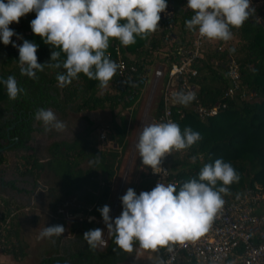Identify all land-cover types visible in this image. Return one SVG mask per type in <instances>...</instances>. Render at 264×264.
Instances as JSON below:
<instances>
[{"label": "trees", "instance_id": "obj_1", "mask_svg": "<svg viewBox=\"0 0 264 264\" xmlns=\"http://www.w3.org/2000/svg\"><path fill=\"white\" fill-rule=\"evenodd\" d=\"M168 4L175 10L176 39L172 45L163 42L166 35L164 29L150 42L148 34L145 38L136 39L135 43L126 46L117 38H110L106 54L114 52V45H119L124 53L136 56L137 60L143 58L144 62L151 64L156 63L155 51L170 48L168 52L171 61H178L175 57L177 50L191 48L196 38L197 31L189 30L184 23L194 13L184 9L185 0H167ZM251 7L254 10L244 24L239 28L231 27L232 37L229 40L205 39L201 57L195 65L198 75L192 79L198 86L199 102L210 106L219 100L229 87L227 66L230 58H234L239 64L242 86L247 95L251 94V98L240 99L238 96L229 101L228 108L219 115L204 121L191 111H187L181 118L176 114L178 107H174V118L181 129L190 126L200 133L201 138L183 149L182 154L171 157L168 161V180L175 179L179 185L185 180L198 178V172L204 163L221 158L229 162L239 175L238 181L226 186L229 192L221 193L225 203L242 195L246 188L255 182L264 187V0H256ZM34 16L35 12H30L22 16L19 23L13 22L9 27L23 38L39 44L38 62L43 63L50 60L53 48L45 44L40 36L33 34L29 21ZM12 40L22 43L15 35ZM221 45L223 49L219 51L218 47ZM229 49L234 51L230 52ZM18 58V48L13 47L11 43L4 45L0 42V77L6 79L8 75H14L18 86L25 90L17 98L10 99L6 86L0 83V167L6 164L9 152L22 154L23 163L16 170L20 182L30 186V189L18 187L16 180L1 179L0 183L15 192L31 194L39 187L43 175L46 172L51 173L60 179V186L48 188L50 212L62 224H66L59 210L67 200H75L77 205L70 211L82 213L84 217L74 220L71 225L75 241L67 253L64 256L50 255L43 264H130L129 258L133 257L135 247L139 246L138 241H134L132 250L128 251L116 244L114 233L111 232L107 246L104 250H99L97 245L90 246L82 234L91 228H101L96 220L88 218L93 216L102 219L98 208L109 204L112 182L120 169V156L125 150L130 133L129 119L125 116L117 117L115 110L129 108L133 102L122 104V97L115 93L117 73L106 84L111 87V92L100 96L96 93L101 87L99 81L90 79L83 73L63 87H60L56 80L57 73L64 71L63 68L45 66L43 71H37L36 78L21 75ZM65 58V54L61 53L59 59ZM110 59L114 60L111 57ZM162 103L163 98L160 96L152 108L153 117H159L161 114ZM42 107L51 108L63 117L69 112H96L109 107L113 115L110 128L108 127L110 130L107 128V140L117 144L121 152L118 149H101L105 145H102L99 133L98 143L97 139L93 138L92 121L88 118V127L83 135L72 140H54L47 146L35 145L33 136L39 130L35 126V112ZM136 114L137 110H134L133 121ZM84 162L88 163L87 168L82 167ZM221 183L217 182L218 185ZM153 185L154 179L142 173L140 189L150 190ZM3 221H6L5 218L1 219V222ZM4 230L6 238L10 228ZM59 245L60 236H56L51 251L57 253ZM167 245L160 246L161 250L164 251Z\"/></svg>", "mask_w": 264, "mask_h": 264}, {"label": "clouds", "instance_id": "obj_2", "mask_svg": "<svg viewBox=\"0 0 264 264\" xmlns=\"http://www.w3.org/2000/svg\"><path fill=\"white\" fill-rule=\"evenodd\" d=\"M251 0H187L193 10L185 20L189 30L198 31L209 40L227 41L232 37L231 27L239 28L249 18L254 8ZM167 7V0H0V42L18 48L21 75L36 78L37 71L45 66L63 68L56 80L60 87L78 79L83 73L105 86L118 69L116 61L106 54L109 39L117 38L122 45L135 43L136 37L155 31L160 13ZM35 12L29 21L34 35L50 45V60L38 62L39 44L23 36L9 25ZM17 36L22 43L12 40ZM230 52L234 49H229ZM64 53L66 58L59 57ZM54 62V63H53ZM10 99L24 93L14 75L0 77ZM175 101L187 105L194 100L191 91L173 93ZM35 118L42 121L45 131L64 129L65 124L51 108H39ZM201 138L190 126L181 129L173 121H159L142 126L136 148L141 162L154 173H161V162L166 154L190 147ZM193 159H195L193 157ZM239 180L234 167L221 158L204 163L198 178H191L179 185L157 182L150 190L137 193L128 187L120 200L122 211L110 215V206L98 208L107 230L114 233V240L121 248L131 251L133 242L145 249H156L170 241L196 240L207 232L214 215L225 203L221 193ZM222 182L217 184V182ZM65 232L62 224L46 225L41 237L59 236ZM100 227L86 230L82 237L92 247L103 243Z\"/></svg>", "mask_w": 264, "mask_h": 264}, {"label": "built area", "instance_id": "obj_3", "mask_svg": "<svg viewBox=\"0 0 264 264\" xmlns=\"http://www.w3.org/2000/svg\"><path fill=\"white\" fill-rule=\"evenodd\" d=\"M256 0H251L254 5ZM184 9L190 13L193 10L187 6L185 0ZM166 35L163 42L172 45L176 39L175 10L171 4L161 12ZM197 31L196 38L191 48H181L176 52L178 61H171L170 48L165 49L166 61L162 64H148L142 59L131 58L124 53L121 46L114 45V52L107 54L114 58L118 64L115 93L122 97L121 102H133L127 109H138L137 135L142 131V126L159 121L173 120L174 107H178L176 114L181 118L187 111H191L204 121L219 115L228 108L229 101L251 98L246 93L240 79L239 64L234 58H230L227 72L229 87L223 96L214 104L207 106L199 102L197 97L198 86L192 81L198 75L195 68L196 61L201 57V48L205 41ZM223 46L218 47L221 51ZM114 56V57H113ZM132 60V62H130ZM148 86V87H147ZM191 91L195 98L187 105L175 101L173 93ZM163 98L162 111L159 117H153L152 108L159 97ZM180 105H183L181 108ZM180 106V107H179ZM99 139L103 145L110 149H121L107 140V132L101 130ZM182 150H173L165 155L161 162V173L150 170V176L154 179V185L159 182H172L177 185L175 179H169L170 171L168 161L172 156L182 154ZM69 219L80 218L81 215L59 210ZM93 218H88L92 220ZM109 230H105L101 248L108 244ZM264 264V187L255 182L247 187L244 193L236 199L223 204L214 215L207 232L196 240L170 241L164 249L162 264Z\"/></svg>", "mask_w": 264, "mask_h": 264}, {"label": "crops", "instance_id": "obj_4", "mask_svg": "<svg viewBox=\"0 0 264 264\" xmlns=\"http://www.w3.org/2000/svg\"><path fill=\"white\" fill-rule=\"evenodd\" d=\"M158 26L159 27L155 31L148 34V42H150L153 38H157L164 30L162 16L160 21H158ZM145 36H143V38H145ZM139 38L141 37H136V39L138 40ZM17 44H20L19 41H17ZM164 54V50L155 51L154 57L157 58L156 63L152 62L151 64L155 66L156 64H162L163 62H165L166 56ZM129 56L134 59L136 58V56L132 54H129ZM107 86L109 85L99 87L96 93L99 95V92L102 89L107 88ZM54 113L56 115H60L56 111H54ZM95 113L96 112H87L86 115H88L92 119L91 115H95ZM35 126L39 129L34 133L33 136L35 145L40 144L41 146H44L43 143L40 142H43L44 140H49L52 137L51 135L53 134L59 135L61 133V131L56 130H50L46 132L42 121H39L37 119L35 122ZM54 140L56 141L58 139L56 138ZM100 146L101 145H99V147ZM1 178L2 180L4 179L3 176H1ZM18 187L20 186L18 185ZM46 187L40 183L37 190L33 192L34 195L27 197L23 196L27 195L26 193L24 194L15 192L14 190H10V188L0 183V226L2 227V229H0V264H43L44 260L49 258L50 255L64 256L67 251L71 248L72 243L75 241V233L71 231V225L74 220H77L78 218L69 219L64 213L60 212L66 222V224H62V222H60V220H57V218L50 212V210L46 215H43V210H41L43 205L40 204L43 200L41 197L38 196V194ZM20 188L28 189L27 186ZM70 202L71 200H67V202L63 204L61 208H64V210L72 213L70 211L72 208L67 209L66 207L67 205L69 206ZM46 203L48 204L49 209L50 198L49 201H47ZM72 203L74 204V208L75 205H77L76 201L73 200ZM121 211L122 209L120 211L119 209H116L113 217L119 215ZM8 212H10V214H8ZM74 214H80L82 218H84L82 213ZM3 218H5V222H1V219ZM92 218V220H96L97 222L100 221V219H96L93 216ZM53 224H62L65 227V232L59 235L60 245L57 250V253L51 251V248L54 243V238L56 236L51 238L40 236V233L46 225ZM4 228H10V231L8 232V236L6 238ZM103 230L105 232L106 229L104 228ZM104 232L102 234V238L104 236ZM110 234L111 232H109V237ZM97 246L99 250H104L105 248H101L99 246V243H97ZM8 250H10L11 252ZM163 255L164 251L157 252L155 249H145L140 246H137L135 247V253L133 257L129 258V262L130 264H162Z\"/></svg>", "mask_w": 264, "mask_h": 264}, {"label": "rangeland", "instance_id": "obj_5", "mask_svg": "<svg viewBox=\"0 0 264 264\" xmlns=\"http://www.w3.org/2000/svg\"><path fill=\"white\" fill-rule=\"evenodd\" d=\"M148 87V86H147ZM108 92H111V87L107 86V88L102 89L99 92L100 96H103L107 94ZM134 110L138 109H125V108H117L115 110L116 116H125L129 119V127H130V133L128 135L126 144H125V150L120 156V169L118 171V174L113 179L112 182V195L109 201L110 206V215L113 217L114 212L116 209H119V211L122 209V204L120 197L125 193L128 187H132L137 193L141 191L139 185L142 182V173L147 174L150 176V166H145L142 164L141 159L139 157L138 149L136 148V144L138 142L136 135H137V114L135 116L134 121L132 120V113ZM87 112H81L79 114L69 112L68 115L64 118L61 115H56L60 120H62L65 124V127L63 130H61V133L53 134L51 135L49 140H44L43 143L44 146L49 145L51 141H54V139L58 140H72L78 136H81L85 133L86 128L88 127V122L86 118L92 121V127H93V138L98 137V133L101 130H105L108 133V129L110 128L111 120H112V111L109 107H106L105 110H98L96 111L95 115H91L92 119L86 115ZM109 127V128H108ZM108 128V129H107ZM110 130V129H109ZM98 143V139H97ZM101 145V144H100ZM103 145V144H102ZM101 149H104L106 151L110 150V145L108 146L106 144L105 147H102ZM22 155V154H21ZM20 153L16 152H9L7 154V162L4 164V166L0 167L1 176H3V180L5 181H13L16 180L18 182V185L20 187L26 186L25 184L20 182V178L17 174V167L21 166L23 163V160L21 158ZM83 168L88 167V163L84 162L82 164ZM40 183L43 186H47L44 188L40 193L38 194L39 197L42 198V209L43 215H46L49 212L48 204L46 203L49 201L48 196V188L50 187H56L59 188L60 186V179L57 177H54L51 173L46 172ZM28 189H30V186H27ZM25 194V193H24ZM34 195H23V196H32ZM21 197V196H20ZM74 204L70 202L69 206L67 205V209L73 208ZM65 207V209H66ZM64 210V208H61ZM102 229H107L106 225L103 223V219H101L98 222ZM157 252L162 251L160 246L155 249ZM151 251V250H150Z\"/></svg>", "mask_w": 264, "mask_h": 264}, {"label": "flooded vegetation", "instance_id": "obj_6", "mask_svg": "<svg viewBox=\"0 0 264 264\" xmlns=\"http://www.w3.org/2000/svg\"><path fill=\"white\" fill-rule=\"evenodd\" d=\"M2 178H1V176H0V180H1Z\"/></svg>", "mask_w": 264, "mask_h": 264}]
</instances>
